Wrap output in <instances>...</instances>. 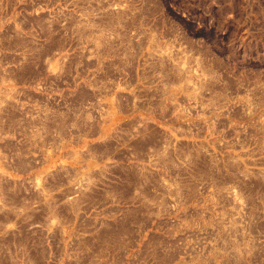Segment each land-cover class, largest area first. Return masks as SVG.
Wrapping results in <instances>:
<instances>
[{"label":"rangeland","instance_id":"obj_1","mask_svg":"<svg viewBox=\"0 0 264 264\" xmlns=\"http://www.w3.org/2000/svg\"><path fill=\"white\" fill-rule=\"evenodd\" d=\"M0 264H264V0H0Z\"/></svg>","mask_w":264,"mask_h":264}]
</instances>
